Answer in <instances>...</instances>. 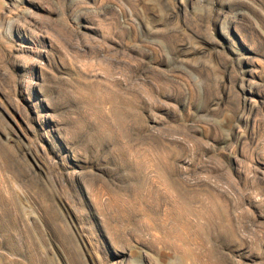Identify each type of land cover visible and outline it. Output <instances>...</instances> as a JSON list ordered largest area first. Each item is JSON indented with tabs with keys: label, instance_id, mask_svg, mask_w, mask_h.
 Returning <instances> with one entry per match:
<instances>
[{
	"label": "rangeland",
	"instance_id": "obj_1",
	"mask_svg": "<svg viewBox=\"0 0 264 264\" xmlns=\"http://www.w3.org/2000/svg\"><path fill=\"white\" fill-rule=\"evenodd\" d=\"M0 264H264V0H0Z\"/></svg>",
	"mask_w": 264,
	"mask_h": 264
}]
</instances>
